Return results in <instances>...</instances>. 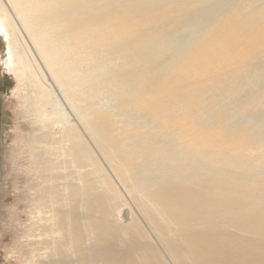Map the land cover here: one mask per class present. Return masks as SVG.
<instances>
[{
  "label": "rangeland",
  "instance_id": "1",
  "mask_svg": "<svg viewBox=\"0 0 264 264\" xmlns=\"http://www.w3.org/2000/svg\"><path fill=\"white\" fill-rule=\"evenodd\" d=\"M2 1L6 8L10 7L8 0ZM112 11L118 13L117 17L109 16ZM86 15L102 18L103 22L107 19L121 27L127 17L133 26L129 34L119 35L113 47L99 46L86 55L83 64L87 72L86 98L79 101L70 95L56 93L57 106L65 111L63 117L56 113L59 110L55 109V95L47 98L44 108L39 106L28 72V76L19 78L10 68L9 45L12 41L22 53L26 48L20 49L19 44L25 41L31 49L29 58L37 59L28 35L22 28L21 31L15 29L12 34L0 29V264H27V244L31 240L27 235L33 225V210L36 200L45 194L47 183H50L46 178L51 170L45 172L40 152L43 153L42 160L47 159L52 148L51 159H58L53 175L71 173L72 178L80 169L75 161L66 169L65 162L71 160L69 156L62 157L58 151L57 140L62 125L55 122L56 119L68 121L90 151L89 162L81 170L86 173L84 186L88 194H85L90 199H113L114 207L121 211L118 224L125 226L131 219H137L147 227L143 207L149 205L144 200L148 190L143 186L151 181L157 185L174 182L181 169L168 161L158 162L153 153L139 148L130 156L137 157L136 169L119 175L122 159L107 144L101 147L99 136L94 132V124L102 117L111 131L119 135L133 129L147 134L148 131L161 133L147 114L134 111L139 97L129 85L121 84L122 78L132 74L135 80L144 81V85L153 90L165 83L164 77L172 69L184 68L179 74H186V79L180 76L167 78L175 87L195 91L196 96L191 98L206 108L202 114L203 124L210 127L217 124L219 116L224 117L222 122L231 131L244 132L254 142L234 148L235 153L231 156H227L225 148L222 154L226 155L218 154L213 163L198 153L187 155L186 161L178 157L180 162L205 177L214 175L218 182L223 180L224 184L232 182L255 188L256 194L248 196L249 199L264 202V185H254L258 181L264 183V0H87ZM215 36H220L222 46L216 43ZM200 39L204 40L203 46L198 43ZM189 46L191 49L196 46V49L189 53ZM37 60L32 70L39 72L43 66ZM147 65H154V73L142 74ZM42 77L44 85L50 84L44 70ZM182 113V108H178L171 116ZM136 143L139 147L140 141ZM157 143L165 146L166 142L154 141V145ZM257 149L259 152L255 151ZM237 155L243 158L240 165L235 164ZM222 157L229 159L228 162ZM149 234V243L161 248L155 233ZM260 236L264 238V233Z\"/></svg>",
  "mask_w": 264,
  "mask_h": 264
},
{
  "label": "bare ground",
  "instance_id": "2",
  "mask_svg": "<svg viewBox=\"0 0 264 264\" xmlns=\"http://www.w3.org/2000/svg\"><path fill=\"white\" fill-rule=\"evenodd\" d=\"M8 3L10 7H7V10L5 1H0L1 31L12 34L15 29L21 31L22 28L32 42L34 56L38 55L37 59L40 61L36 60L40 64L42 62L43 66L38 69L39 72L33 71L36 60L29 58L30 45H26L25 41L20 43V49L26 48L22 53L12 41L9 45L10 68L16 71L15 74L19 78L22 75L28 76V72L37 92L39 106L44 108L48 103L47 98L55 95V109L59 110L56 113L61 117L65 115V111L60 105L57 106L56 93L70 95L72 99L79 101L86 98L84 83L87 80V72L83 65L86 55L92 54L99 46L113 47L119 35L129 34L133 26L127 17H124L125 24L121 27L111 24L107 19L103 22L102 18L87 16V0H8ZM117 14L112 11L109 16L117 17ZM214 40L221 46L224 44L220 41V36H215ZM203 41L199 40L200 46L204 45ZM189 47L191 49V46ZM195 47L187 52L194 51ZM183 69L176 67L167 77L180 76L186 79V74H179ZM43 70L50 84L42 83ZM154 70V65H147L142 74L154 73ZM134 77L132 74L122 78L121 83L129 85L130 89L136 92L135 96L139 97L134 111L147 114L158 125L161 133L151 134L148 131L147 134L133 129L119 135L111 131L105 119L99 117L94 124V132L99 136L98 144L101 147L107 144L113 153L122 159L119 163L121 167L118 168L119 175L127 174L136 167L137 157L133 159L130 156L140 148L146 153H153L158 162L168 161L173 163L176 169L180 168L181 172L178 173L176 181L159 185L151 181L143 186V189L148 190V197L147 194L143 197L149 202L148 207H143V219L147 227H143L141 220L137 219H131V223L125 226L120 225L118 216L121 211L114 207L113 199H90L85 194H88L84 186L86 173L81 170L90 159L86 142L68 121L61 120L62 118L54 120L62 125L57 140L58 151L62 157L69 156L71 160L65 162L66 169L72 166L73 161L80 169L72 178L71 173L53 175L52 171L57 169L58 159H51L52 148L47 159L42 160L43 153L40 152L41 165L45 172L51 170L46 178L50 183H47L45 194L39 196L35 203L33 225L27 235L31 239L27 244L29 256L25 262L264 264V238L260 236L264 233V202L248 197L256 194L257 189L253 190L246 184L237 186L230 182V186V183L224 184L223 180L218 182L214 175L205 177L195 173L179 159L186 161L187 155L198 153L197 155L207 157L209 162L213 163L218 154L226 155L222 154L225 148L227 156H231L235 153L234 148L244 147V144L254 140L249 139L244 132L231 131L230 127L222 122L224 117L221 116L216 120L217 124L205 126L202 114L206 108L191 98L196 94L193 89L182 90V87H175L170 78L164 77L165 83L152 90L144 85V81H137ZM129 79L130 82L127 81ZM184 91L186 92L183 94ZM181 96L182 99H179ZM178 108H182L183 113L171 116ZM41 138L44 140L43 136ZM157 140L169 145H154ZM136 141H140L139 147L135 146ZM255 151L259 152L258 149ZM222 158L226 160V157ZM242 160L243 158L237 155L235 164L240 165ZM59 181L62 183L59 184ZM254 183L258 186L264 185L259 184V181ZM150 232L155 233L157 244L161 245V248L149 243Z\"/></svg>",
  "mask_w": 264,
  "mask_h": 264
}]
</instances>
